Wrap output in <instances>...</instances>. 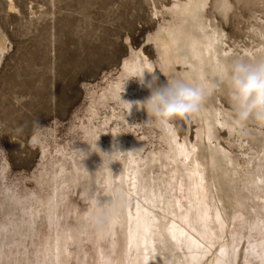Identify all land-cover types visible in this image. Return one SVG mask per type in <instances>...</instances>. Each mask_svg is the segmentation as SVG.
Masks as SVG:
<instances>
[{
    "label": "rangeland",
    "instance_id": "rangeland-1",
    "mask_svg": "<svg viewBox=\"0 0 264 264\" xmlns=\"http://www.w3.org/2000/svg\"><path fill=\"white\" fill-rule=\"evenodd\" d=\"M230 1L225 19L213 12L226 33V44L236 52L243 47L256 49L261 41L258 33H264V1ZM12 2L13 9L8 0H0V29L7 37V47L0 55V264H105L106 258L100 260L103 253L112 256L123 248L122 259L127 260V245L119 227L111 236L97 231L88 237L84 232L85 218L95 206L90 197L93 191H89L91 186L80 167L83 159L93 156L85 126L98 123L97 119L88 120L89 96L92 90L100 93L118 77L131 49H141L151 60L159 83L171 78L172 73L159 66L150 37L169 19L166 9L174 0ZM212 3L207 0V11H213ZM215 104L241 123L232 133L220 125L215 128V141L232 157L233 169L228 164L226 174L211 181L231 186L229 191H218L226 212L239 210L250 217L253 201L245 186L247 180L264 172L260 159L264 155V120L253 115L239 117L231 94L219 93ZM100 112L103 116V108ZM133 119L138 122L139 135L145 136L143 154L165 148L159 125L146 121L141 113ZM168 121L180 137L199 144L200 161L207 167V176H212L206 164L208 149L199 143V122L191 116ZM165 170L156 165L148 169L146 178L154 177L160 183L167 178ZM229 196L243 205L233 206ZM48 200L49 216L45 210ZM230 231L238 237L233 242L238 256L228 264H264L249 252L250 238L256 236L253 229L245 232L240 224L235 228L230 224ZM56 234L65 253L54 263L46 245L55 241Z\"/></svg>",
    "mask_w": 264,
    "mask_h": 264
},
{
    "label": "bare ground",
    "instance_id": "bare-ground-1",
    "mask_svg": "<svg viewBox=\"0 0 264 264\" xmlns=\"http://www.w3.org/2000/svg\"><path fill=\"white\" fill-rule=\"evenodd\" d=\"M8 1L9 8L13 9L12 0ZM206 5L207 0H174L166 9L169 19L158 27L150 39L156 47L159 66L172 73L170 79L181 77L206 86L207 93L200 113L190 116L199 122V143L208 149L206 164L212 176H207V167L200 161L202 152L199 151V144L180 137L170 121L158 123L148 117L146 110H138L136 106L128 115L127 105L121 99L143 100L150 95L147 88L141 87L131 77L140 71L155 72V65L141 49H131L130 55L121 64L118 77L109 81L100 93L92 90L89 96L88 120L97 119L98 123L85 126L93 156L83 159L80 167L84 168L91 186L89 191H93L90 197L95 201L93 209L96 211L92 210L85 218L87 228L84 232L88 237L97 231L102 236H111L119 227L127 245L128 264H228L238 256L233 244L238 237L231 231L229 233L230 224L234 228L240 224L245 232L247 229L254 230L256 238H250L249 252L264 262V172L247 180L245 186L248 197L253 201L250 217L239 210L232 214L226 212L218 191H229L227 189L231 186L225 184L224 188L222 184L217 186L211 181L226 174L228 164L233 169L232 157L215 141V128L220 125L232 133L241 123L228 110L215 104L219 93L231 94L224 70L237 59L250 62L264 60V33L260 31L261 25L258 30L261 41L256 49L243 47L241 52H236L232 45L226 44V33L213 15L217 12L225 19L231 1L213 0L210 7L213 11H207ZM6 47L7 37L0 29V55ZM176 66L180 67L179 71ZM147 72L146 79H151ZM102 108L103 116L100 112ZM107 108L108 112L105 111ZM138 113L146 121L161 127L160 137L166 143L164 149H151L143 154L145 136L139 135L138 122L133 119ZM114 142L118 143L121 152L111 158L110 165L103 163V154H98L99 148L110 153ZM95 144L99 148L94 147ZM260 159L264 168V155ZM156 165L167 170V178L161 180V184L154 177L146 178L148 169ZM234 173L232 170L231 174ZM229 198L233 200V206L243 205L240 199ZM46 205V215L49 216L50 200ZM102 215L106 218L98 220ZM57 234L53 239L55 241L46 245L49 259L54 263L60 261L65 253ZM123 249H118L112 256L109 252L103 253L99 256L100 260L103 257L106 258L105 264H125L127 260L123 261L121 255ZM208 252L210 256L206 257ZM246 260L252 262L248 257ZM83 264L88 263L84 261Z\"/></svg>",
    "mask_w": 264,
    "mask_h": 264
},
{
    "label": "clouds",
    "instance_id": "clouds-1",
    "mask_svg": "<svg viewBox=\"0 0 264 264\" xmlns=\"http://www.w3.org/2000/svg\"><path fill=\"white\" fill-rule=\"evenodd\" d=\"M145 72L147 71H140L131 78H135L141 87L147 88L150 95L143 100L121 99L127 105L128 115L131 114L133 106H136L138 110H146L148 117L154 118L156 122L165 124L170 118L200 113L207 93L203 83L189 82L181 77L159 83L160 77L157 74L147 72L151 79H146ZM224 74L239 117L247 119L253 115L258 120H264V60L250 62L237 59L225 68ZM94 147L99 148L97 144ZM120 152L118 143L114 142L110 153L99 148L98 154L102 153L103 157L100 156L103 163L110 165L111 158ZM103 218L106 217L102 215L97 219Z\"/></svg>",
    "mask_w": 264,
    "mask_h": 264
}]
</instances>
